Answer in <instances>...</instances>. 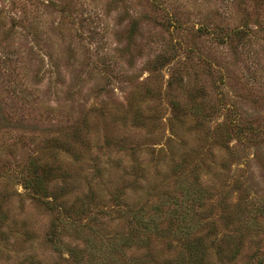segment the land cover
Masks as SVG:
<instances>
[{"label": "rangeland", "instance_id": "obj_1", "mask_svg": "<svg viewBox=\"0 0 264 264\" xmlns=\"http://www.w3.org/2000/svg\"><path fill=\"white\" fill-rule=\"evenodd\" d=\"M194 240L264 264V0H0V264H192Z\"/></svg>", "mask_w": 264, "mask_h": 264}, {"label": "trees", "instance_id": "obj_2", "mask_svg": "<svg viewBox=\"0 0 264 264\" xmlns=\"http://www.w3.org/2000/svg\"><path fill=\"white\" fill-rule=\"evenodd\" d=\"M44 181L41 179L40 176L36 175L35 179L29 181V184H33V188L37 189V192H39L40 194H44L45 193V185L43 183ZM181 184V183H180ZM191 188H193V186H180V194H183V196L185 197L186 200L190 201V198H192L193 195H191L192 191ZM194 189V188H193ZM199 198L196 199V201H198ZM162 206H157L155 207V213L153 214L151 209L149 210H145L144 208H139L138 211H133L131 213L132 215V219H133V225H134V230L136 232H142L144 234H147L151 231H157L158 234H162V221L158 224L156 217L163 219L164 216L167 213L161 214L162 211ZM89 205L84 208V212H89ZM190 211L192 212V208L191 207H186V210L184 211V213H182V211L180 213L174 214V215H178L179 214V218H177L176 216L174 217L173 215H171L169 217V224L173 227V226H177L179 228L180 225V233L186 234L188 236V238L191 237L190 234L193 233L194 228L196 227H191L190 223H192V218L191 216H189ZM151 212V213H150ZM177 218V219H176ZM202 224V223H201ZM178 230V231H179ZM126 238V237H125ZM124 238V239H125ZM121 240V239H120ZM130 242V238L127 239L126 242ZM195 243H188V255H189V260L192 264H208L206 262L205 259V255H202L201 253H198L196 248L198 245L196 240H194ZM219 251H221L223 248V246L219 247ZM76 252H74L75 254ZM74 260L76 261L77 264H87L85 262H83V257L80 256L79 254H75ZM179 264H184V261H181Z\"/></svg>", "mask_w": 264, "mask_h": 264}]
</instances>
